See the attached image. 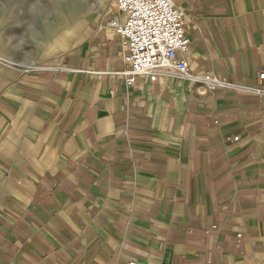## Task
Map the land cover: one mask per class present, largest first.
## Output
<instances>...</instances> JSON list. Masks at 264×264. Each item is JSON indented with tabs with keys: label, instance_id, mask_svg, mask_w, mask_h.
Wrapping results in <instances>:
<instances>
[{
	"label": "crops",
	"instance_id": "1",
	"mask_svg": "<svg viewBox=\"0 0 264 264\" xmlns=\"http://www.w3.org/2000/svg\"><path fill=\"white\" fill-rule=\"evenodd\" d=\"M176 3L177 59L223 84L127 85L99 0L59 64L0 91V264H261L264 0Z\"/></svg>",
	"mask_w": 264,
	"mask_h": 264
},
{
	"label": "rangeland",
	"instance_id": "2",
	"mask_svg": "<svg viewBox=\"0 0 264 264\" xmlns=\"http://www.w3.org/2000/svg\"><path fill=\"white\" fill-rule=\"evenodd\" d=\"M98 2L0 0V91L22 78L25 67L59 64L72 40L95 25Z\"/></svg>",
	"mask_w": 264,
	"mask_h": 264
},
{
	"label": "built area",
	"instance_id": "3",
	"mask_svg": "<svg viewBox=\"0 0 264 264\" xmlns=\"http://www.w3.org/2000/svg\"><path fill=\"white\" fill-rule=\"evenodd\" d=\"M123 21L115 23V32L121 38L124 49L122 71L127 85H133L139 76L149 75L152 80L157 74L172 69L195 82L223 84L209 73L189 71L186 60L177 59L179 52H186L191 38L186 33V10L176 0H116ZM264 78V71L260 72ZM257 92L264 89L251 88ZM239 135L234 136L237 140ZM130 264H136L131 261Z\"/></svg>",
	"mask_w": 264,
	"mask_h": 264
},
{
	"label": "bare ground",
	"instance_id": "4",
	"mask_svg": "<svg viewBox=\"0 0 264 264\" xmlns=\"http://www.w3.org/2000/svg\"><path fill=\"white\" fill-rule=\"evenodd\" d=\"M60 45H63L62 43H59ZM31 68H33V66H28V67H25V70L28 71L30 70Z\"/></svg>",
	"mask_w": 264,
	"mask_h": 264
}]
</instances>
